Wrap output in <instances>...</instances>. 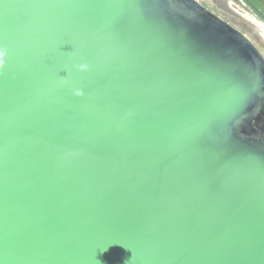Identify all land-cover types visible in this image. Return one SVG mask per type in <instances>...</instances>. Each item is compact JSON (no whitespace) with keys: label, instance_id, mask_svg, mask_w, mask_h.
<instances>
[{"label":"water","instance_id":"water-1","mask_svg":"<svg viewBox=\"0 0 264 264\" xmlns=\"http://www.w3.org/2000/svg\"><path fill=\"white\" fill-rule=\"evenodd\" d=\"M0 49V264H264L243 33L198 0H0Z\"/></svg>","mask_w":264,"mask_h":264},{"label":"rangeland","instance_id":"rangeland-1","mask_svg":"<svg viewBox=\"0 0 264 264\" xmlns=\"http://www.w3.org/2000/svg\"><path fill=\"white\" fill-rule=\"evenodd\" d=\"M203 6L243 33L264 57V23L233 0H198ZM264 1V0H263Z\"/></svg>","mask_w":264,"mask_h":264},{"label":"flooded vegetation","instance_id":"flooded-vegetation-1","mask_svg":"<svg viewBox=\"0 0 264 264\" xmlns=\"http://www.w3.org/2000/svg\"><path fill=\"white\" fill-rule=\"evenodd\" d=\"M240 3L244 8L248 9L251 13H253L257 18H259L263 23L264 20L261 16L256 12L259 11L261 15L264 16V1L263 0H233ZM252 6L254 8H252Z\"/></svg>","mask_w":264,"mask_h":264},{"label":"clouds","instance_id":"clouds-1","mask_svg":"<svg viewBox=\"0 0 264 264\" xmlns=\"http://www.w3.org/2000/svg\"><path fill=\"white\" fill-rule=\"evenodd\" d=\"M5 55H6V51L4 49H0V67H3ZM80 67L83 69V68H86L87 66L80 65ZM77 94L79 95V93Z\"/></svg>","mask_w":264,"mask_h":264},{"label":"bare ground","instance_id":"bare-ground-1","mask_svg":"<svg viewBox=\"0 0 264 264\" xmlns=\"http://www.w3.org/2000/svg\"><path fill=\"white\" fill-rule=\"evenodd\" d=\"M262 36L264 37V32H263Z\"/></svg>","mask_w":264,"mask_h":264}]
</instances>
